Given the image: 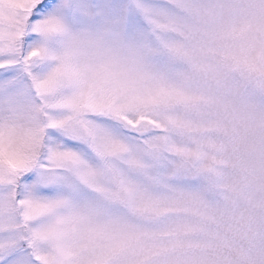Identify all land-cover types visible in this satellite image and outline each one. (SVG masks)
<instances>
[{
	"label": "snow or ice",
	"instance_id": "obj_1",
	"mask_svg": "<svg viewBox=\"0 0 264 264\" xmlns=\"http://www.w3.org/2000/svg\"><path fill=\"white\" fill-rule=\"evenodd\" d=\"M0 264H264V0H0Z\"/></svg>",
	"mask_w": 264,
	"mask_h": 264
}]
</instances>
